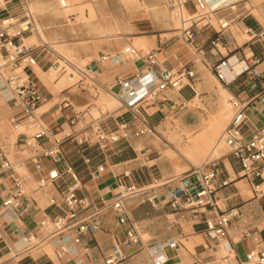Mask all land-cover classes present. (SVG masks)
<instances>
[{
	"label": "built area",
	"instance_id": "2783aa9c",
	"mask_svg": "<svg viewBox=\"0 0 264 264\" xmlns=\"http://www.w3.org/2000/svg\"><path fill=\"white\" fill-rule=\"evenodd\" d=\"M15 1L0 0V81L22 107L21 115L12 122L15 125L26 122L33 127V132L19 133L23 151L29 152L19 162H14L7 156L0 141V264L8 261L18 264L21 258L32 250L41 248L45 243H54L57 259L61 261L70 258V264H128L127 259L132 254L126 253V249L134 246L147 250L149 261L141 264H166L165 243L144 240L138 222L131 216L129 199L145 190L128 181L132 170L116 172L119 178V192L114 199L105 200L103 197L93 199L82 185L74 163L66 157L63 145L70 137V133L65 136L58 134L50 136L51 129L37 113V109L47 101L48 95L41 81L29 71L37 64V56L44 44L28 45L23 41L27 32L37 29V19L27 0ZM188 1L170 0V3L178 9H183L186 8ZM242 1H233L220 8H230L234 11L237 4ZM17 3L18 5H15ZM193 5L195 11L191 14L190 24L182 28V35L190 47L200 53L203 50L197 41L195 28L209 27L212 23L208 16L209 12L206 11L207 0H193ZM16 6L18 10H22L21 14H15ZM230 22L220 21L221 29L228 28ZM248 31L252 35L250 39L257 35L253 29ZM262 33L264 32L261 31L260 34ZM250 39L242 45L248 46ZM157 51L158 49H151L141 52L129 42L120 53H104L91 63L87 70L55 49L51 53L53 60L47 61L49 69L57 76H66L71 81L79 75L75 81L78 83L87 75L94 74L93 69L96 66H104L106 62L118 64L126 58L143 60L147 64L146 70L138 71L132 77H117L122 88L121 96L126 98L124 103L135 109L141 101L150 104L161 102L166 99L165 91L180 89L186 82L195 79L196 72L189 63L181 64L178 68L168 67L158 62ZM230 58L221 60L215 69L217 77L226 84L229 80L221 67L228 66ZM243 74L246 75L248 84L243 90V95H232L228 98L232 115L220 139L228 144L229 153L239 161L242 177L247 178L257 189L258 184L264 183V127H250L246 110L250 106H256L264 113V57L252 55V63L237 76ZM133 112L138 126L131 133L127 125L120 127L121 131H111L102 120L94 118L91 124L93 132L85 131L77 138V144L84 145V149L96 145L104 156V161L91 170L93 179L99 178L105 172L108 159L122 138L128 141L133 135L155 133L154 125L138 110L135 109ZM71 122H75L73 118ZM45 139H48L49 143H45ZM47 159H51L55 166L47 168ZM83 160L86 164H91L92 157L85 153ZM28 163L32 164L34 174L38 175L37 187L34 190L48 196L44 210L50 209V213H46L39 221L36 230L27 228V217L37 205L35 197L28 198L27 182L21 171L25 169L28 171ZM58 164L62 167L59 168ZM220 173L221 165L218 159L194 165L188 173L178 177L181 184L167 195V202L171 205L172 211L181 217L188 211L191 214V217H187L188 221H196L200 214L208 210L213 211L211 216L204 219L205 231L216 239L215 245H210V248L225 251L219 259L220 264L227 263L231 257H235L238 264H264V242L258 230L253 227H247L241 237L251 238L255 245L248 249L244 258L235 251V241L229 229L232 219L238 216V212L234 209L223 210L218 204L216 191ZM4 177L8 178V184L3 182ZM191 177H196V180L185 185L184 181ZM62 182L63 187L60 186ZM227 183L228 181L224 180L221 185ZM53 189L57 194L52 192ZM55 209L60 212L56 213ZM51 212L54 214L51 215ZM107 213L115 215L118 222L125 226V237L121 243L114 244L110 251L104 252L96 233L107 231L103 225V216ZM173 221L179 223L177 218ZM116 235L117 233H113L114 237ZM87 236L95 239V243L86 242ZM167 243L178 246L181 242L172 238ZM5 255L7 257L3 258Z\"/></svg>",
	"mask_w": 264,
	"mask_h": 264
},
{
	"label": "crops",
	"instance_id": "0c3cea01",
	"mask_svg": "<svg viewBox=\"0 0 264 264\" xmlns=\"http://www.w3.org/2000/svg\"><path fill=\"white\" fill-rule=\"evenodd\" d=\"M41 1L37 0V7L40 6ZM249 2L250 0H243L237 4L233 11L230 8H220L222 3L221 1L219 3V0H209L213 17L208 16L212 25L195 28L197 41L203 50L200 53L193 50L196 54L195 57L183 53L185 45L179 49L174 47L180 42H184L190 47L183 38L182 30L178 40L174 36L163 38L161 34L136 36L137 42L147 46L149 50L158 49L157 59L159 63L171 68H178L181 64L189 63L195 70L196 76L193 81L186 82L180 89L165 91L166 99L161 102L150 104L141 101L136 105L135 109L155 126V133L133 135L128 141L122 138L112 151L105 172L97 179L91 177V170L104 161L103 154L96 145L84 149V145H79L76 142L77 138L81 137L85 131L90 133V127L94 120V118L91 121L86 119L85 110L91 105L89 95L92 96L93 90V95L97 96L99 89L103 88L104 93L115 96L119 105L112 110L100 111V115L95 118L102 120L106 128L111 131H121L120 127L127 125L129 132H133L138 126L133 112L135 109L124 103L126 98L121 96L122 88L118 84L117 77H132L138 71L146 70L147 64L133 58H126L118 64L106 62L104 66H96L93 69L95 70L94 74L87 75L83 81L76 83L75 81L79 78V75H76L77 79L71 84H65L62 88H58L62 76H57L50 83L44 79L45 74L50 70L47 60L54 58L51 54L53 49L51 46H49L50 48L47 46L40 49L37 64L29 70L41 81L48 95L47 101L39 107L38 112L51 129V137L54 134L65 136L70 133V137L63 145L66 157L74 163L79 171L82 185L93 199L99 197H103L105 200L114 199L119 192V178L116 176V172L132 170L128 181L136 183L145 190L129 199L128 205L131 216L138 222L141 232L148 235V241L165 243L166 264H220L219 259L225 254L223 249L210 248V245H215L216 239L206 233L204 219L213 214L212 210L200 214L196 221H188L187 217H191L188 211L183 213L184 217H181L172 211L171 205L167 202V195L181 184L178 177L188 173L196 164L185 152L174 148L166 136L172 132L169 124L174 128H177V125L184 137L187 136V132L195 134L200 131L204 127L206 117L219 112V100L222 99L220 85L227 88L231 96L244 94L243 90L248 84L245 74L236 75L226 84L217 77L215 69L221 60L228 57L243 61L245 69L252 63V55L259 58L264 57V33L260 34L261 31L264 32V23L252 11H241L244 7L247 10L251 8L248 7V4L252 5ZM188 6L194 8L193 0L188 1L186 8ZM216 8L220 9L214 10ZM212 18L216 19L219 29L214 25ZM39 20L41 23H45L48 18L42 14L39 19L37 18V22ZM222 20H230V26L221 29L220 21ZM232 26H238L249 37L239 43L231 31ZM249 29H253L257 33L252 39H250L252 35L248 31ZM24 37L23 41L25 40ZM38 37L41 39L40 35ZM248 39H250L248 46L242 45ZM29 40H33L32 35H30ZM129 42L131 41L128 40L127 44ZM122 50L117 49L107 53H120ZM196 56L199 59H196ZM90 64L83 68L87 70L91 66ZM155 68L158 67L155 66ZM45 78L49 81L47 77ZM88 80L94 82L89 83ZM232 85H237L238 90H234ZM1 86L5 87L2 81H0V119L10 120L11 118L13 120L21 115L22 107L10 91L7 88L2 91ZM246 112L250 127H264V113L258 107L250 106ZM76 116L78 117L75 118ZM72 118L74 123L71 122ZM90 136L93 137L91 134ZM165 139L167 140L165 141ZM44 142L49 143L48 139H45ZM1 147L9 157L4 141H1ZM171 151L178 155L170 156L168 152ZM85 153L91 155V164L84 162L83 155ZM201 154L200 151L192 155L198 158ZM214 159H218L221 165L219 185L216 191L218 204L223 210L234 209L238 212V216L232 219L229 231L235 241L237 255L244 258L248 249L255 245L251 238L243 239L241 237L242 232L247 227L257 229L264 242V191H259L247 178L242 177L241 165L229 153V150ZM210 160L212 159H207L201 164ZM30 165L32 164L28 163L27 167L33 178L29 180L35 182L38 176L30 170ZM46 165L47 168L55 166L51 159L46 160ZM58 167L61 168L62 165L58 164ZM224 180H227L228 183L221 185ZM3 182L8 184V178L4 177ZM258 183L257 181L256 184ZM63 184V182L60 183V186L63 187ZM258 185L261 186L259 189L263 188L261 184ZM52 192L57 194L54 189ZM36 194L39 195L40 191L33 189L28 192V198L33 196L37 200L35 209L27 217V228L34 230L37 229L42 217L46 213H50V209L44 210L45 206L39 207L40 201ZM55 212L60 211L55 209ZM53 214L54 212H51V215ZM175 218L178 219L179 223L173 221ZM103 225L107 231H98L96 238L101 245V250L108 252L114 244H119L124 239L125 226L120 224L115 215L111 213L103 216ZM113 233H117V235L114 237ZM172 238L179 239L181 243L178 246L168 244L167 241ZM85 241L95 243V239L91 236H87ZM49 246L53 248L55 253V244L50 243ZM45 247L37 249L35 251L37 255L32 253L21 258L18 264H26L27 256L30 257L29 264H53V262L70 264V258L61 261L57 259L56 255V259L52 258ZM126 253L132 254L127 259L128 264H141L149 261L147 250L140 249L139 246L126 249ZM6 257L7 255L3 258ZM5 264H13V262L8 261ZM225 264L238 263L235 257H231Z\"/></svg>",
	"mask_w": 264,
	"mask_h": 264
},
{
	"label": "rangeland",
	"instance_id": "374dc122",
	"mask_svg": "<svg viewBox=\"0 0 264 264\" xmlns=\"http://www.w3.org/2000/svg\"><path fill=\"white\" fill-rule=\"evenodd\" d=\"M16 0L15 2H17ZM67 6L63 7L60 5V0H42L39 7H37V0H27L31 11L36 16V19L43 14L47 16L48 20L45 23H41L40 20L37 22V29L33 32H27L25 36L35 35L37 41L24 40L28 45L44 43V47L51 46L52 49L57 50L59 53L69 57L77 65L85 67L90 63L96 61L101 55L107 52H114L117 49H123L127 45V41L130 40L137 48L144 51H148L147 46H143L137 42L136 36H152L155 34H161L163 38L170 36L176 37L178 40L181 30L184 26L190 24L189 16L195 11L193 7L183 8V17H180V9L178 10L171 5L170 0H66ZM249 1V0H245ZM20 3V2H19ZM252 5L250 9L245 7L241 11L250 12L252 11L257 15L264 23V0H250ZM15 5H18L15 4ZM47 7V8H46ZM173 9H175L173 11ZM177 9V10H176ZM16 13L21 14L22 10H18L15 7ZM188 10V11H187ZM208 15L212 16V9L210 5L207 7ZM222 12V11H221ZM214 25L219 29V25L215 18H212ZM231 31L238 40L242 43L244 39L249 37L245 31H242L238 26H232ZM41 34L42 38L47 42H43L39 39L38 35ZM43 33V34H42ZM146 38V37H144ZM42 42V43H41ZM183 48L184 54H190L195 57V52L186 43H178L174 47ZM50 48V47H49ZM46 51V50H45ZM223 51H225L223 49ZM196 59H199L196 56ZM140 62L143 60L137 58ZM145 63V62H144ZM44 76V74H42ZM47 77L49 81L45 78ZM57 78V74L50 69L45 74L44 79L47 83ZM77 76L69 81L65 76L61 77L58 88H62L65 84H71ZM217 84L219 82L215 79ZM89 83L91 81L88 80ZM212 82V81H211ZM223 85H220L222 93V99L219 100V112L214 115H209L204 121V127L195 134L187 132V136H183L182 132L172 125L170 134H166V138L173 144L174 148L185 152L184 149L188 147L191 138H195L204 128H208L214 124L219 116H225L224 120L220 121L224 123L218 132L212 135L207 145L202 150L200 157L196 158L192 154H197L200 151L191 150L192 152L186 153V155L194 161L196 165H200L207 159H214L217 156H209L210 151L214 149V146L219 142L220 135L223 128L229 121L231 115L227 108V100L231 96L230 93H225L222 89ZM237 85H232L234 90H238ZM6 87L1 86V90L5 91ZM89 93V92H88ZM92 90V96L89 94L91 105L85 110L87 121H91L92 118L98 117L100 111L112 110L119 105L117 99L111 96L100 88L97 96H94ZM105 106V108L103 107ZM108 108V109H107ZM231 110V109H230ZM232 114V110H231ZM13 120L0 119V140L4 141L5 148L8 150L9 157L14 162H19L22 157L29 154L28 151H23L19 135H17V125L12 122ZM24 126L22 132L32 133L33 127L28 125L26 122H20ZM90 132H93V128L90 127ZM88 129V128H87ZM85 129V130H87ZM12 135H16L13 136ZM17 139V141H16ZM165 139V141L167 140ZM219 154H224L229 150V146L226 144L225 147H218ZM171 153V154H170ZM170 156L178 155L175 152H168ZM214 157V158H213ZM31 171H34L32 165L29 166ZM24 179L27 182L28 192L32 191L37 187L36 182H31L24 173L25 170H21ZM38 176V175H37ZM264 189V187H263ZM40 203L39 207L43 208L48 202V196L40 192L36 194ZM144 240L148 239V235L142 232ZM49 244L43 245L41 248L48 246ZM52 248V247H51ZM37 249L32 250L27 255H37ZM49 255L56 259L55 253L52 250L48 251ZM26 264H29L30 257H26Z\"/></svg>",
	"mask_w": 264,
	"mask_h": 264
},
{
	"label": "bare ground",
	"instance_id": "6f19581e",
	"mask_svg": "<svg viewBox=\"0 0 264 264\" xmlns=\"http://www.w3.org/2000/svg\"><path fill=\"white\" fill-rule=\"evenodd\" d=\"M127 1V0H126ZM220 1H221V3H222V5L221 6H224V5H226V4H228V3H231V2H233V1H238V0H219V3H220ZM63 2V3H62ZM207 3H208V5H209V0H207ZM60 5L61 6H67V1L66 0H60ZM208 7V6H207ZM176 8V7H175ZM178 9V8H177ZM176 9V10H177ZM216 9H218V8H216ZM216 9H214V10H216ZM175 9H173V11H174ZM179 10V9H178ZM181 11H180V17H183V12H182V9H180ZM206 11H207V9H206ZM208 12V11H207ZM190 17H191V14H190V16H189V19L188 20H190ZM37 34H38V27H37ZM39 34H40V32H39ZM43 34V33H42ZM26 37V36H25ZM24 37V39L26 40V42H27V40H29V37H26L25 38ZM40 37H41V39H42V41L43 42H47L46 40H44L43 38H42V36H41V34H40ZM31 39V38H30ZM32 39H33V41H37L36 39V36L35 35H32ZM42 43V42H41ZM48 43V42H47ZM34 44H36V43H34ZM37 44H39V43H37ZM221 70H222V72L224 73V75L226 76V78H227V80H231V79H233L236 75H238V74H240L241 72H243L244 70H245V63L243 62V61H241V60H237L236 58H234V57H232V58H230V61L228 62V66H223V67H221ZM63 77V76H62ZM66 77V76H65ZM67 78V77H66ZM91 82H94V81H91ZM222 87V89H223V91L225 92V93H230V91L227 89V88H225L224 86H221ZM101 89H103V88H101ZM112 95V94H111ZM115 97V96H114ZM116 98V97H115ZM227 102V105H228V100L226 101ZM104 108H105V106H103ZM227 108H228V110L230 111V115H232L231 114V108H230V106L228 105L227 106ZM39 109V108H38ZM38 109H37V113L39 114V112H38ZM108 109V108H107ZM231 109V110H230ZM199 113V112H198ZM226 117L225 116H219L217 119H216V121L214 122V124L213 125H211L210 127H208L207 129L206 128H204L202 131H201V133H199L198 134V136H196L195 138H191V141H190V143L188 144V147L186 148V149H184V151L186 152V153H190V152H192L191 150H195V151H201L202 152V150H203V148L205 147V145H207L206 143H208L209 142V140H211V138H212V135H214V134H216L217 132H218V130L222 127V125L224 124V123H221L220 124V121L221 120H224ZM229 122V121H228ZM228 122H227V124H228ZM226 124V125H227ZM226 125H225V127H226ZM18 127H17V130H16V133H17V135L19 134V133H21L23 130H24V126L22 125V124H18L17 125ZM224 127V128H225ZM224 128H223V130H224ZM223 132V131H222ZM222 134V133H221ZM13 136H16V135H12V137ZM221 136V135H220ZM16 141H17V139H16ZM226 142L224 141V140H221L220 138H219V142L214 146V149H212L211 151H210V154H209V156H220V155H222V154H219V146L220 147H225L226 146ZM228 145V144H227ZM204 151V150H203ZM24 173H26V176L29 178V179H31V178H33V176L27 171V172H24ZM35 182H36V179H35ZM263 187H264V183L263 184H261ZM259 187H261L260 185L257 187V189L259 190V191H264V189L263 188H260L259 189ZM47 244V243H46ZM45 245V244H44ZM45 250L48 252V251H50V250H52V248L48 245V246H46L45 247Z\"/></svg>",
	"mask_w": 264,
	"mask_h": 264
},
{
	"label": "water",
	"instance_id": "95a60500",
	"mask_svg": "<svg viewBox=\"0 0 264 264\" xmlns=\"http://www.w3.org/2000/svg\"><path fill=\"white\" fill-rule=\"evenodd\" d=\"M194 180H196V177L188 178V179H186V180L184 181V184L186 185V184H188V183H190L191 181H194Z\"/></svg>",
	"mask_w": 264,
	"mask_h": 264
}]
</instances>
